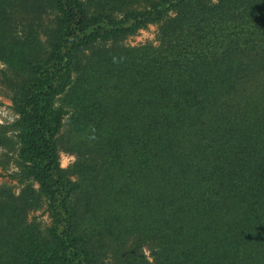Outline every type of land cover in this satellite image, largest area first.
I'll list each match as a JSON object with an SVG mask.
<instances>
[{"label": "trees", "instance_id": "16d2710c", "mask_svg": "<svg viewBox=\"0 0 264 264\" xmlns=\"http://www.w3.org/2000/svg\"><path fill=\"white\" fill-rule=\"evenodd\" d=\"M149 24L156 47L116 45ZM0 62L25 73L0 71L16 176L51 220L41 235L2 193L0 264H145L141 247L150 264H264V0H0Z\"/></svg>", "mask_w": 264, "mask_h": 264}, {"label": "rangeland", "instance_id": "374dc122", "mask_svg": "<svg viewBox=\"0 0 264 264\" xmlns=\"http://www.w3.org/2000/svg\"><path fill=\"white\" fill-rule=\"evenodd\" d=\"M53 13H48L35 20L33 23L36 26L39 42L44 44L49 38L52 37L51 33L56 29L53 24ZM115 19L120 18V15L115 14ZM159 34L158 25L149 24L144 28H140L133 34L123 36L116 41V45L121 47H145L158 45ZM102 43L95 44V49H98ZM108 44H105L107 46ZM42 54L48 53L46 46L41 48ZM4 64L0 62V71L6 72L8 76L13 77L15 80L20 81L24 79L25 73L11 72L5 70ZM10 93L7 88H4L0 77V196L2 193L12 194L14 198L19 197V202H25V209H27L25 217L26 223L31 224L37 228L41 235L44 230L51 224L49 214L46 210V199L38 189V184L33 180H19L16 176L19 165V145L14 138L15 132L10 127L16 120V115L11 109V103L8 100ZM65 103L64 95H58L52 99L54 108H60ZM69 115V112H68ZM67 118V116H66ZM63 119L62 127L56 137V158L58 167L62 170L70 168L74 163L76 157L71 148V138L67 134V121ZM70 178H74L73 176ZM75 180V179H74ZM31 190L33 193L30 196L24 195V190ZM21 194V196H19ZM140 254L143 256L145 264L151 263V257L145 247H141ZM105 264H118L107 258Z\"/></svg>", "mask_w": 264, "mask_h": 264}]
</instances>
